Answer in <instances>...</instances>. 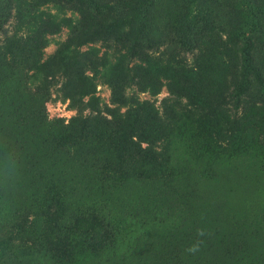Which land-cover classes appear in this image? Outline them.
<instances>
[{
	"label": "rangeland",
	"instance_id": "rangeland-1",
	"mask_svg": "<svg viewBox=\"0 0 264 264\" xmlns=\"http://www.w3.org/2000/svg\"><path fill=\"white\" fill-rule=\"evenodd\" d=\"M99 1L127 12L129 0ZM67 2L0 0L12 16L0 26V264H264V0H149L140 38L151 58L194 65L211 23L240 56L211 49L221 61L185 78L203 97L176 103L196 108L197 125L184 108L168 113L154 132L165 137L159 156L141 153L144 139L118 114L132 119L110 80L123 84L131 59L114 58L112 39L80 46L86 24ZM41 12L57 23L42 27ZM194 38L192 51L177 44ZM146 68L159 90L129 75L126 92L162 111L171 71ZM52 229L61 244L48 239Z\"/></svg>",
	"mask_w": 264,
	"mask_h": 264
},
{
	"label": "trees",
	"instance_id": "trees-1",
	"mask_svg": "<svg viewBox=\"0 0 264 264\" xmlns=\"http://www.w3.org/2000/svg\"><path fill=\"white\" fill-rule=\"evenodd\" d=\"M67 7L69 10L74 12L80 17V21L86 24L85 28L80 30L76 37L80 40V46L85 45L87 43H96L98 41L105 40H114L115 43L119 46V49H115L114 58H127L131 59V66H125L123 71L121 72V77L125 79L123 84H120L122 80L112 79L110 80V85L113 90L114 99L120 105H128L130 106L129 113L131 114V118L128 117V113L118 111L120 116H123V121H125L126 127H129L128 133H136L138 137L144 139L146 145L141 150L144 154H151L159 156L162 153L161 148H163L164 135L163 137L158 134H154L155 131L160 128V122L164 123V119L169 116L168 113H173L176 110L182 109L180 114L186 122H189L191 125H197V119L190 117V112H196L195 109H188L187 107H178L176 102H179L182 97H187L194 99L196 101L201 100L203 97L201 95V91L196 89L194 84H191L190 81L186 80V77H197L199 78V74L202 73L204 69L208 67L212 62H220L221 58H216L213 56H207V52L211 49L218 51L222 48V51H229L232 53L235 59L240 58L238 51L233 50L234 41L230 38L228 33L224 32L225 27L218 25L217 23H211L209 26L211 30H209V38H212V42L210 43L208 50L206 53H200L197 58V62L193 63L194 65L186 64L185 60L177 55L168 54V56H163V52L159 53V56L151 58L149 55L145 53V49L143 48V40L140 38L141 33H143L142 26L145 24V16L143 15V11H146L150 2L149 0H129L128 2H124V6L126 7L125 13H121L118 15L112 14V7L107 5V3H101L99 0H68ZM39 5H45L47 3H59L60 0H40ZM256 4V3H255ZM29 7L31 4H27ZM11 9L5 11L0 7V26H4L11 19ZM28 16H23V20ZM59 15L52 14L51 12H41L38 16V21H41V26H54L57 23ZM48 22V24H44ZM203 25L206 23L203 21ZM218 31V32H217ZM198 42V38L192 39V41H184L178 40L177 44L182 45L183 48L188 51H192L198 46L196 43ZM154 43V42H153ZM201 51V50H200ZM224 52H221L224 53ZM147 56L148 58L144 57ZM214 55V53H213ZM162 56V58H161ZM166 57V59L164 58ZM228 57V56H227ZM134 58H138L139 61L144 63L141 65L140 62L134 61ZM247 60L249 59L248 55L246 56ZM154 64L159 68L164 67L168 71L170 69L171 73L166 77L168 78L167 88H169V96L164 99L162 104V111L155 110L153 105L150 104L147 100H140L138 96L128 97L126 92V87L132 85L130 83L133 82L129 75L132 77H137L135 84H138L139 89H144L142 91H146L145 89H150L153 92H157L158 83L156 81H152L149 77H147V64ZM247 67L254 71L259 77V69L254 63H249ZM169 68V69H168ZM137 70L138 72H135ZM146 71V73H145ZM192 80V78H191ZM152 81V82H146ZM261 81H264V78L261 77ZM264 83V82H263ZM200 84V82H198ZM91 83H86V87H90ZM87 95L91 93V90H85ZM182 96V97H181ZM181 97V98H179ZM130 99V101H129ZM199 109V108H198ZM197 109V110H198ZM154 112V113H152ZM149 115H148V114ZM148 115V118L152 117L151 123H145L144 115ZM194 115V113H193ZM150 116V117H149ZM147 118V119H148ZM155 121L153 122V120ZM159 124V125H158ZM142 142H140L141 145ZM94 233H99L96 226L92 227ZM48 239L52 243H62V238L59 236L58 232L55 229L50 230L48 233ZM2 240L0 239V242Z\"/></svg>",
	"mask_w": 264,
	"mask_h": 264
},
{
	"label": "clouds",
	"instance_id": "clouds-1",
	"mask_svg": "<svg viewBox=\"0 0 264 264\" xmlns=\"http://www.w3.org/2000/svg\"><path fill=\"white\" fill-rule=\"evenodd\" d=\"M207 233L205 232L204 229H198L197 230V236L198 237H203L205 236ZM202 240L198 239L195 243L191 244L187 249L186 251L189 253V254H196L197 252L200 251V246L202 244Z\"/></svg>",
	"mask_w": 264,
	"mask_h": 264
}]
</instances>
